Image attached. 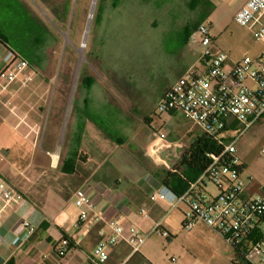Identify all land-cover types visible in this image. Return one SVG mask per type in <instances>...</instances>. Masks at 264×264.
I'll list each match as a JSON object with an SVG mask.
<instances>
[{"label": "crops", "instance_id": "1", "mask_svg": "<svg viewBox=\"0 0 264 264\" xmlns=\"http://www.w3.org/2000/svg\"><path fill=\"white\" fill-rule=\"evenodd\" d=\"M248 1L237 0V12ZM6 3L0 0V38L7 48L29 61L36 77L28 86L16 84L0 94V175L24 198L0 225V264H95L93 249L100 241L99 229L104 224H79L75 192L86 188L107 219L122 214L126 225L142 230L144 224H153L148 216L140 214L144 208L155 221L153 226L158 222L163 225L160 219L163 205L152 202L150 195L164 187L170 189L165 180L173 190L184 193L188 189L184 183L177 184L168 178L176 171L181 176H191L190 180L182 176L188 186L198 180L200 176L190 173L185 161L189 160L187 152L197 140L191 127L198 126L186 119L191 125L184 128L182 137L174 138L165 128L178 126L174 119L183 115L166 113L157 124L150 112L143 114L141 132H136L131 125L132 119L140 118L135 114L137 106L130 116L127 112L130 102L118 101L113 92L100 87L96 92L101 94L106 109L103 115L117 131L109 133L96 122L102 113L101 103L91 97V92H95L92 72L84 74L82 87L51 84L49 79L53 76L50 62L58 59L62 46L68 44L69 29L73 30L74 15L70 14L75 9L74 0L72 6L71 0H39L43 8L38 4L26 6L24 19H18L19 25L13 23L12 17L10 22L5 21L7 11L2 6ZM201 7L211 13L217 3L203 0ZM51 18L64 31L56 30ZM259 23L249 27L256 31ZM5 50L0 43V51ZM263 55L264 51L255 60ZM229 56L227 68L241 60ZM118 105L123 120L129 122L127 133L122 121L118 124L117 120H111V108L117 109ZM45 124L52 135L42 139ZM228 132L231 130L224 136ZM160 134L165 139L161 140ZM182 148L184 151L180 152ZM177 160L171 169L170 164ZM242 163L243 177L247 179L246 164ZM260 188L246 183L247 196L257 194ZM24 221L34 227L32 234H28ZM64 240H68V246L62 244ZM142 248L143 245L136 254L127 253L126 244L120 243L114 247L108 264H154Z\"/></svg>", "mask_w": 264, "mask_h": 264}, {"label": "rangeland", "instance_id": "2", "mask_svg": "<svg viewBox=\"0 0 264 264\" xmlns=\"http://www.w3.org/2000/svg\"><path fill=\"white\" fill-rule=\"evenodd\" d=\"M5 1L7 3L2 6L7 11L4 19L10 22L12 17L16 25L20 24L19 17L24 19L26 6L38 4L43 8L39 0ZM202 1L74 0L75 9L70 14L74 15L73 30L69 29L68 44L62 46L58 59L50 62L51 84L82 87L84 74L92 72L91 84L95 92H91V97L101 103L102 115L106 109L101 94L96 92L100 87L113 92L118 101L130 102L131 108L127 110L130 116L134 115L132 108L137 106L135 114L140 118L132 119L131 125L136 132H141L144 113L151 112L160 124L159 117L166 114L158 107L162 94L189 68L201 67L202 48L193 42L199 40L197 27L200 24L210 26L216 46L234 59H256L264 51V40H257L255 31L249 26L236 23L237 0H212L217 3V8L211 13L201 7ZM51 19L56 30L64 31L55 19ZM14 47L17 49L18 45L14 44ZM119 106L111 108V120H117L118 124L122 121L127 133L129 122L123 120ZM102 115L96 122L109 133H117L108 124V118ZM174 120L178 126L168 125L166 132L174 138L182 137L184 128L191 124L180 116ZM191 128L195 137L203 134L198 127ZM45 135H52L47 124L41 131L42 139ZM225 139L226 143L235 141L237 155L246 164L247 184L264 189V156L260 152L264 146V116L249 127L236 125ZM183 151L182 148L180 152ZM177 162L170 164L171 169ZM206 191L214 197L219 194L213 184H208ZM155 202L163 205L160 219L170 236L164 238L154 234L143 244L142 251L154 264H246L236 257L237 252L231 244L205 222L199 221L194 230L188 232L183 227L189 212L187 205L172 208L167 200L157 198ZM147 216L154 224L149 212ZM153 224H144L141 231L151 232ZM250 249L244 251L248 253L247 262L262 264L261 256Z\"/></svg>", "mask_w": 264, "mask_h": 264}, {"label": "built area", "instance_id": "3", "mask_svg": "<svg viewBox=\"0 0 264 264\" xmlns=\"http://www.w3.org/2000/svg\"><path fill=\"white\" fill-rule=\"evenodd\" d=\"M263 17L264 0H249L236 13L235 21L243 27L260 22L255 37L264 40ZM197 33L199 40L193 42L202 48L201 67L189 68L164 92L158 107L163 113L180 112L185 119L212 136L220 151L207 153V167L183 194L176 195L164 187L152 193L150 200H167L172 208L187 205L189 212L183 227L188 232L203 221L243 253L248 248L256 251L264 264V189L247 196L244 165L237 155L235 141L226 143L224 136L234 124L249 127L264 116V55L260 60L244 57L227 68L230 56L216 46L210 26L200 24ZM35 77L31 64L19 53L9 48L0 51V94L16 84L28 86ZM159 136L161 140L165 139L164 134ZM260 152L264 156V146ZM208 184L217 187L218 196L207 193ZM23 200L21 193L0 175V225ZM74 204L79 209L80 225L104 224L99 229L100 241L93 249L95 264H108L114 247L120 243L129 246L134 254L150 236H170L159 222L151 232L145 233L134 225H126L122 214L107 219L86 188L75 192ZM146 213V209L140 210L141 215L147 216ZM23 225L28 234L34 232L28 221ZM62 244L68 246L69 242L64 240ZM244 255L247 260L248 253Z\"/></svg>", "mask_w": 264, "mask_h": 264}, {"label": "trees", "instance_id": "4", "mask_svg": "<svg viewBox=\"0 0 264 264\" xmlns=\"http://www.w3.org/2000/svg\"><path fill=\"white\" fill-rule=\"evenodd\" d=\"M97 5H98V3L96 4V6ZM0 43L4 47L7 48V46L4 44L5 42L2 38H0ZM218 151H220V148L217 145L216 141H214L212 136L203 132V134L201 136L197 137L196 143L194 145H192L191 148L187 152L189 160L188 161L185 160V161L187 163L186 165L188 166L190 173H193L195 176H200L201 173L204 171V169L207 167V165L209 163V158L207 157V153H216ZM176 169H178V167ZM182 176H184L185 179H187V180L192 179L191 176L189 177V176H187V174H184ZM182 176L179 175L176 171L173 174H169L168 178L174 180L177 184L184 183L186 185L185 187H188V183L186 182V180ZM164 183L174 193H176L177 195H181V194H179L178 191L173 190V188L171 187V184L167 180H165ZM183 226H184V223H183ZM232 247L237 252L236 257L243 259L246 262V264H249L247 262V260L245 259L244 253L239 248H236L235 246H232ZM127 248H128L127 253H131V248L129 246H127ZM134 254H136V253H134ZM234 262H236V261H234Z\"/></svg>", "mask_w": 264, "mask_h": 264}]
</instances>
